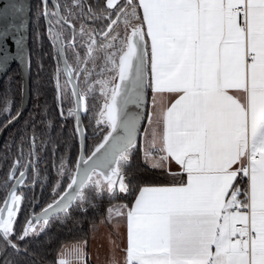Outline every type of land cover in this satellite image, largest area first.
<instances>
[{
	"label": "snow or ice",
	"instance_id": "snow-or-ice-1",
	"mask_svg": "<svg viewBox=\"0 0 264 264\" xmlns=\"http://www.w3.org/2000/svg\"><path fill=\"white\" fill-rule=\"evenodd\" d=\"M35 18L43 33L29 0H0V77L21 94L3 96L0 131L22 118L29 42L46 35L79 145L70 157L46 112L39 131L25 122L0 178V264L101 206L125 227L109 264H264V0H41ZM61 143L50 178L40 150ZM145 168L161 176L146 182ZM37 186L47 200L25 194ZM88 247L63 245L55 264H91Z\"/></svg>",
	"mask_w": 264,
	"mask_h": 264
},
{
	"label": "trees",
	"instance_id": "trees-1",
	"mask_svg": "<svg viewBox=\"0 0 264 264\" xmlns=\"http://www.w3.org/2000/svg\"><path fill=\"white\" fill-rule=\"evenodd\" d=\"M41 7V0H33L32 2V16L33 21L31 25V34H34L37 30L41 33L44 32L46 27L45 20L40 18L36 20ZM30 47L33 51L34 57L31 67L30 75V87H31V103L22 119L13 127H11L6 133L4 140L0 146V178L8 172L9 168L13 164L14 156L18 149L19 144L18 137L20 136V130L25 125L26 121L35 119L37 121V130L43 128L39 121L42 119L46 112L49 118L55 120L57 124V131L60 132L64 141H67L68 155L71 157L78 151V137L74 132V118H67L62 120L59 113L57 92L55 83L53 80V69L54 63L51 56V46L47 36H44L43 47L38 49L34 40H30ZM43 55V68H38L36 63L35 53L37 51ZM19 67L13 66L12 72L9 74L13 80H19ZM8 95L15 96L16 104H20L21 94L16 84L11 85V91H9V81L5 77L0 87V104H2V98L5 93ZM65 111H67V104L65 103ZM89 143H92L91 130L89 129ZM11 145V146H10ZM64 144L61 143L55 152L52 151L51 147H46L40 150V164L41 169L47 168L50 178H54L55 167L53 166L60 155L64 154ZM143 176L146 182H155L161 174L158 171L145 168L143 170ZM40 191L37 197L41 202L48 199V192ZM26 195H33V193H25ZM2 199V194H0ZM106 214L104 206L98 209H89L87 215H81L75 213L74 221H69L67 225H61L59 223L53 224L45 234L32 239L28 242L30 249L29 257L25 258L24 264H55L58 255V249L65 243L75 241L76 239H87L89 240L93 235L103 216ZM22 218L20 223L22 224ZM93 264V263H91Z\"/></svg>",
	"mask_w": 264,
	"mask_h": 264
},
{
	"label": "crops",
	"instance_id": "crops-1",
	"mask_svg": "<svg viewBox=\"0 0 264 264\" xmlns=\"http://www.w3.org/2000/svg\"><path fill=\"white\" fill-rule=\"evenodd\" d=\"M125 238V227L123 219H112L101 221L94 231V235L88 240V251L93 264H109L110 256L113 252L119 254L116 244L123 245ZM74 241L63 245L70 246ZM62 245V246H63ZM61 246V247H62Z\"/></svg>",
	"mask_w": 264,
	"mask_h": 264
},
{
	"label": "water",
	"instance_id": "water-1",
	"mask_svg": "<svg viewBox=\"0 0 264 264\" xmlns=\"http://www.w3.org/2000/svg\"><path fill=\"white\" fill-rule=\"evenodd\" d=\"M32 2L33 0H29V3L31 4V7H32ZM29 46H30V42H29ZM14 66V65H13ZM5 77H0V87L2 85V81ZM29 85H30V79H29ZM30 102H31V93L28 95V97L24 100V108H23V115L22 117L26 114L29 106H30ZM21 120V119H20ZM19 120V121H20ZM18 121V122H19ZM16 122V123H18ZM15 123V124H16ZM14 124V125H15ZM13 125H9L7 128L3 129V131H0V146H1V143L2 141L4 140V137H5V134L7 133V131L12 127Z\"/></svg>",
	"mask_w": 264,
	"mask_h": 264
},
{
	"label": "flooded vegetation",
	"instance_id": "flooded-vegetation-1",
	"mask_svg": "<svg viewBox=\"0 0 264 264\" xmlns=\"http://www.w3.org/2000/svg\"><path fill=\"white\" fill-rule=\"evenodd\" d=\"M45 24H46V22H45ZM50 46H51V45H50ZM51 48H52V47H51ZM51 51L53 52V49H51ZM30 103H31V102H30ZM21 119H22V118H21ZM16 124H17V123H16ZM16 124H15V125H16ZM13 126H14V125H13ZM13 126H12V127H13ZM7 132H8V131H7ZM5 135H6V134H5ZM2 142H3V141H2ZM1 144H2V143H1ZM40 191H41L40 187L37 186L36 189H35V191H34V193H33V195H36V196H37V194L40 193Z\"/></svg>",
	"mask_w": 264,
	"mask_h": 264
},
{
	"label": "rangeland",
	"instance_id": "rangeland-1",
	"mask_svg": "<svg viewBox=\"0 0 264 264\" xmlns=\"http://www.w3.org/2000/svg\"><path fill=\"white\" fill-rule=\"evenodd\" d=\"M55 173H56V169H55ZM106 215H107V214H105V215L103 216V219H102L101 221H103L104 219L108 220V219L106 218ZM114 219H115V218H114ZM118 219H122V218H118ZM101 221H100V222H101Z\"/></svg>",
	"mask_w": 264,
	"mask_h": 264
}]
</instances>
